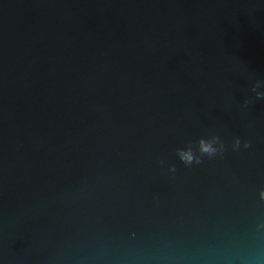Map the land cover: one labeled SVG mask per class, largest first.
<instances>
[{
  "label": "water",
  "instance_id": "95a60500",
  "mask_svg": "<svg viewBox=\"0 0 264 264\" xmlns=\"http://www.w3.org/2000/svg\"><path fill=\"white\" fill-rule=\"evenodd\" d=\"M257 81L264 0H0V264H264Z\"/></svg>",
  "mask_w": 264,
  "mask_h": 264
},
{
  "label": "clouds",
  "instance_id": "9594fccd",
  "mask_svg": "<svg viewBox=\"0 0 264 264\" xmlns=\"http://www.w3.org/2000/svg\"><path fill=\"white\" fill-rule=\"evenodd\" d=\"M260 87V82L257 81L252 86V91L256 93V97L258 99L264 98V92H258L256 89ZM249 100L244 101V106L247 107L249 104ZM241 146V140L239 138H235L232 144V148L234 151H239ZM244 148H250L251 144L248 141H245L243 144ZM225 151L224 143L220 140L217 135H210L207 139L200 138L195 147L189 143L186 148H178L176 150V154L179 157L180 161L185 166H191L193 164H201L202 157L207 156L209 158L215 157L217 155H222ZM198 153V154H197ZM163 163V161H161ZM169 171L175 172L176 168L174 165L170 166ZM259 197L262 201H264V190L259 192ZM257 229H264V222L257 224Z\"/></svg>",
  "mask_w": 264,
  "mask_h": 264
}]
</instances>
